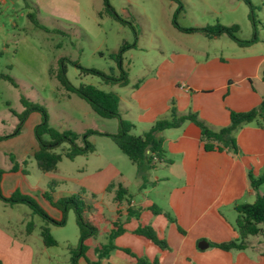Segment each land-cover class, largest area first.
I'll return each instance as SVG.
<instances>
[{"label": "rangeland", "instance_id": "1", "mask_svg": "<svg viewBox=\"0 0 264 264\" xmlns=\"http://www.w3.org/2000/svg\"><path fill=\"white\" fill-rule=\"evenodd\" d=\"M108 1L126 23L105 13L103 0H0V192L8 197L19 190L33 197L53 220L64 217L61 225L47 223L40 215L32 214L27 204H10L0 199V229L11 233L17 241L25 239L31 243L35 251L33 264H72L79 228L74 210L68 208L64 213L58 205L60 198L75 195L84 203L98 204L107 216L114 213L113 193L99 192L98 185L93 182L94 174L107 163L115 164L123 174L122 179L116 177L112 182H123L137 204L145 194L141 188L146 183L145 176H136L135 166L105 135L118 132L117 118L98 116L88 103L68 92L54 76L61 64L65 65V75L72 85L91 84L103 91L115 92L119 96V114L136 123V130L132 128V132L140 134L142 122L138 117L143 110L131 98L132 94L155 84L158 73L167 72L168 61L180 56L230 55L231 49L237 48L227 37L209 39L201 32L178 31L172 24L174 14L182 27L216 22L224 26L235 24L239 27L236 33L239 38L252 36L249 7L240 0ZM250 1L257 33L264 35V0ZM28 14L33 15L36 23ZM124 42L135 43L122 54V67L128 73L127 85L107 84L96 74L82 73L75 64L118 76L119 69L110 54L117 52ZM1 75L9 77L12 83ZM21 98L34 109L26 111ZM38 108L45 111L50 127L78 134V146L84 145L81 135L93 131L86 139L94 144L95 150L72 159L62 155L56 172L41 171L32 156L37 146L33 130L42 119ZM68 148L69 143L65 141L52 151L64 153ZM14 166L15 171L12 170ZM167 166L168 163L157 164L155 174L164 175ZM16 171L19 174L16 175ZM171 181L179 182L172 176ZM260 190L264 191V183ZM157 203L163 204L160 200ZM232 212L235 217L236 211ZM29 221L35 227L26 234ZM45 224L56 245H43L39 232ZM143 224L152 226L158 236L165 229V219L156 214L130 218L127 228ZM98 241L106 243L104 237ZM114 244L117 248L112 253L124 246L135 249L141 257L152 258L156 252L155 247H145L129 229L117 237ZM89 250L87 262L101 264L105 257L99 256L92 247ZM122 254L131 259L126 252L119 253L117 258ZM81 257H76L75 264H86Z\"/></svg>", "mask_w": 264, "mask_h": 264}, {"label": "crops", "instance_id": "2", "mask_svg": "<svg viewBox=\"0 0 264 264\" xmlns=\"http://www.w3.org/2000/svg\"><path fill=\"white\" fill-rule=\"evenodd\" d=\"M219 37L226 36L209 39ZM234 44L237 48H232L230 55L175 57L168 61L166 73H158L155 84L132 94L131 98L143 110L138 117L142 122L141 133L157 118L169 115L171 101L178 113H195L213 129L229 124L230 111H247L258 106L264 100V35L258 33V40L247 46ZM131 123L136 130V123ZM162 136L166 158L172 160L166 167L167 173L155 174L159 162L142 171V175H138L135 168L137 177L145 176L146 183L141 186L145 194L138 204L131 197L129 206L139 209L137 218L143 214L155 216L148 209L151 204L175 217L176 222H171L162 214H156L165 219V229L159 237L167 242L168 249L159 250L136 237L132 233L136 227L127 228V221L123 233L129 229L145 247H155V256L141 257L135 249L124 246L119 252L112 253V250L101 264H137L130 254L131 259L123 254L117 258L119 253L125 252L123 248L148 262L157 259V264H264V233L250 236L246 246L239 250L227 251L214 245L237 237L233 206L252 203L258 195H264L260 186L257 189L250 186L248 178L249 174L258 176L264 168V127L252 122L235 130L237 153L204 150L200 130L191 121L164 130ZM36 149L37 146L32 154ZM171 176L179 182L173 183ZM116 177L122 179L123 174L115 164L107 163L94 174L93 182L98 185L99 192H103ZM119 183L127 188L123 182ZM147 187L150 188L147 190ZM158 200L163 204L159 205ZM200 242L206 246L199 248ZM89 251L81 257L86 264ZM34 255L31 243L25 239L17 241L11 233L0 229V264H33Z\"/></svg>", "mask_w": 264, "mask_h": 264}, {"label": "trees", "instance_id": "3", "mask_svg": "<svg viewBox=\"0 0 264 264\" xmlns=\"http://www.w3.org/2000/svg\"><path fill=\"white\" fill-rule=\"evenodd\" d=\"M241 1L246 3L249 7L248 18L252 26V36L249 39H241L236 35L239 31V27L235 24L224 26L219 22H216L212 25L200 27H182L176 22L175 14L173 15L172 24L178 31L181 32H201L208 38L224 35L235 42L238 46H247L258 40V33L251 1ZM103 5L105 13H107L111 18L119 21L120 23H126V21H124L116 13L108 0H103ZM28 16L34 23H36L33 15L28 14ZM130 46H135V43L128 44L124 42L118 48L117 52L110 54V56L116 61L119 69L118 76H108L95 68H84L77 63L75 64L82 73L96 74L107 84L124 86L128 84V73L122 67V54L123 51ZM65 73V65L61 64L60 69L57 70L55 75L54 73L52 75L57 78L60 84L68 92L74 93L88 103L91 109L98 116L103 118H117L118 132L116 134L105 135H108L121 153L127 156L130 162L135 166L136 173L138 175H142V171L145 169L153 168L155 163L172 162L171 159L166 158L162 132L166 129L177 128L186 121L193 122L199 128L200 140L202 142L203 149L206 151H231L233 153H237L239 148L234 136L235 130L252 122L260 127H264V100L261 101L258 106L247 111H230L229 124L218 129L209 127L204 121L199 119L195 113H178L174 106V102L171 101L168 117H161L157 119L141 134H135L132 132L133 124L130 121L123 119L118 112L119 96L115 92L103 91L91 84H80L78 86H74L68 81ZM1 76L12 83L9 77L3 75ZM262 79L264 81V71ZM21 100L27 108L26 111L34 109L31 105H29L25 98H21ZM38 109L42 114V119L33 130L37 149L34 151L32 156L36 166L41 171L45 173L56 172L57 164L62 155L72 159L77 155L94 151V144L90 143L86 139L87 134L93 131L83 133L81 136L84 145L78 146L76 144V141L79 138L78 134L72 132L71 130L58 131L50 127L47 123L48 119L45 111L42 108ZM65 141L69 143V148L64 153L52 151V148L59 146ZM16 169V166L12 167L13 171ZM1 174L2 171L0 170V179ZM248 178L250 186L253 189H257L264 183V168L258 176L254 177L252 174H249ZM106 190L113 191L112 202L115 212L110 217L103 213L98 204L84 203L80 197L75 195L62 197L58 200V205L63 209L64 213L68 208H72L74 210L76 223L79 228L78 246L75 248L72 264H75L76 257L85 256V253L91 247L98 253L99 256L106 257L113 249L116 248L113 244V240L125 231V224L128 219L139 215V209L129 206L131 196L128 189L124 185L121 183H110L106 187ZM44 196H46V192L44 193ZM0 199L9 202L10 204H27L30 207L32 214L40 215L47 223L52 222L58 225L64 223V217H62L59 221L53 220L33 197L23 194L19 190H15L8 197L3 196L0 192ZM233 207L237 213L234 222L237 237L226 242L214 244L216 247L227 251L243 249L250 236L264 233V195H258L256 200L252 203H237ZM148 209L153 214H162L169 221L176 222L175 217L172 216L170 212L163 210L156 204H151ZM34 227L33 222H27L25 232L29 234ZM177 227L180 232H184L180 226ZM132 233L136 237L155 245L159 250L168 249L167 242L160 238L156 234L155 230L149 225L138 226L133 229ZM40 236L45 246L57 244L56 240L51 236L47 224L40 227ZM100 236L105 237L106 243L98 241V237ZM123 250L130 254L135 259L137 264L158 263L157 259H154L152 262H148L145 258L137 257L128 249L123 248ZM88 263L100 264L98 261Z\"/></svg>", "mask_w": 264, "mask_h": 264}, {"label": "water", "instance_id": "4", "mask_svg": "<svg viewBox=\"0 0 264 264\" xmlns=\"http://www.w3.org/2000/svg\"><path fill=\"white\" fill-rule=\"evenodd\" d=\"M198 246H199V248H204V247L206 246V243L200 242V243L198 244Z\"/></svg>", "mask_w": 264, "mask_h": 264}]
</instances>
